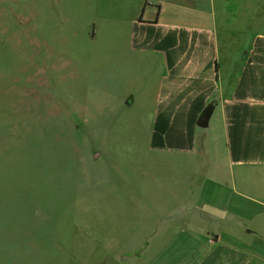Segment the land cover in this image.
Instances as JSON below:
<instances>
[{"label": "crops", "instance_id": "obj_1", "mask_svg": "<svg viewBox=\"0 0 264 264\" xmlns=\"http://www.w3.org/2000/svg\"><path fill=\"white\" fill-rule=\"evenodd\" d=\"M118 8L131 30L116 99L142 112L137 134L163 178L132 185L131 214L113 229L85 231L100 258L84 264H264V0Z\"/></svg>", "mask_w": 264, "mask_h": 264}, {"label": "rangeland", "instance_id": "obj_2", "mask_svg": "<svg viewBox=\"0 0 264 264\" xmlns=\"http://www.w3.org/2000/svg\"><path fill=\"white\" fill-rule=\"evenodd\" d=\"M120 16L118 0H0V264L98 261L85 231L113 229L132 185L163 178L142 112L116 99Z\"/></svg>", "mask_w": 264, "mask_h": 264}, {"label": "water", "instance_id": "obj_3", "mask_svg": "<svg viewBox=\"0 0 264 264\" xmlns=\"http://www.w3.org/2000/svg\"><path fill=\"white\" fill-rule=\"evenodd\" d=\"M209 117H210V112L209 111H205L200 117L198 126L206 127L207 124H208Z\"/></svg>", "mask_w": 264, "mask_h": 264}]
</instances>
